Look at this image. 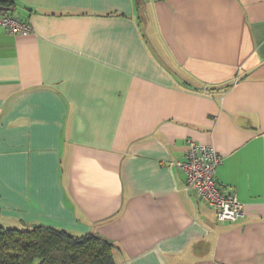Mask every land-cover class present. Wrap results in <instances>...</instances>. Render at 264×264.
<instances>
[{
  "label": "crops",
  "instance_id": "1",
  "mask_svg": "<svg viewBox=\"0 0 264 264\" xmlns=\"http://www.w3.org/2000/svg\"><path fill=\"white\" fill-rule=\"evenodd\" d=\"M0 224L114 245V264H264V0H7ZM222 156L220 223L176 165Z\"/></svg>",
  "mask_w": 264,
  "mask_h": 264
},
{
  "label": "trees",
  "instance_id": "2",
  "mask_svg": "<svg viewBox=\"0 0 264 264\" xmlns=\"http://www.w3.org/2000/svg\"><path fill=\"white\" fill-rule=\"evenodd\" d=\"M11 6L0 0V12ZM114 248L94 234L73 236L44 225L19 229L0 224V264H114Z\"/></svg>",
  "mask_w": 264,
  "mask_h": 264
},
{
  "label": "built area",
  "instance_id": "3",
  "mask_svg": "<svg viewBox=\"0 0 264 264\" xmlns=\"http://www.w3.org/2000/svg\"><path fill=\"white\" fill-rule=\"evenodd\" d=\"M0 28L10 35L26 36L32 32L31 26L9 15L0 14ZM222 163V156L212 145L188 143L186 159L177 162L186 181V190L216 211L220 223H234L244 215V206L234 193L222 194L216 185V172Z\"/></svg>",
  "mask_w": 264,
  "mask_h": 264
}]
</instances>
